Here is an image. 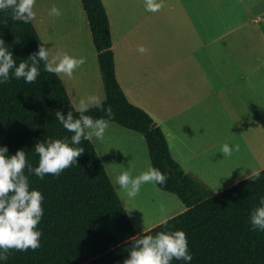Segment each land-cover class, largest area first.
Returning a JSON list of instances; mask_svg holds the SVG:
<instances>
[{
    "label": "trees",
    "instance_id": "16d2710c",
    "mask_svg": "<svg viewBox=\"0 0 264 264\" xmlns=\"http://www.w3.org/2000/svg\"><path fill=\"white\" fill-rule=\"evenodd\" d=\"M106 99L75 107L23 2L0 0V264H264V169L215 192L173 157L117 75L103 0H82ZM141 132L187 208L138 233L86 125Z\"/></svg>",
    "mask_w": 264,
    "mask_h": 264
},
{
    "label": "crops",
    "instance_id": "0c3cea01",
    "mask_svg": "<svg viewBox=\"0 0 264 264\" xmlns=\"http://www.w3.org/2000/svg\"><path fill=\"white\" fill-rule=\"evenodd\" d=\"M103 1L118 79L184 170L219 192L264 169V0ZM23 2L75 107L104 101L83 1ZM86 128L139 234L187 208L157 184L141 132L109 119ZM156 197L176 210L142 228L135 202Z\"/></svg>",
    "mask_w": 264,
    "mask_h": 264
},
{
    "label": "rangeland",
    "instance_id": "374dc122",
    "mask_svg": "<svg viewBox=\"0 0 264 264\" xmlns=\"http://www.w3.org/2000/svg\"><path fill=\"white\" fill-rule=\"evenodd\" d=\"M164 201L165 199L161 198L159 201V197H156V201L151 206H144V204L141 205L135 202L134 211H136V213L138 212L139 219H141L142 221L145 220V224L143 225L141 223L140 227L142 226L143 228L149 221L159 219L161 216L169 214L172 211L176 210L173 206L167 209H163L162 207L164 206ZM152 206L153 210L151 208ZM140 227H138V229H140Z\"/></svg>",
    "mask_w": 264,
    "mask_h": 264
}]
</instances>
